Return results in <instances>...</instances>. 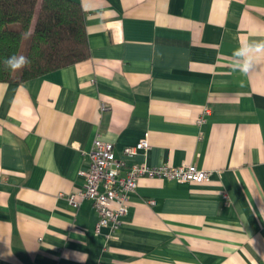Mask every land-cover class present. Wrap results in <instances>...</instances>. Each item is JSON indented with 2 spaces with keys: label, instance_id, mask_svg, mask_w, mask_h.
Returning a JSON list of instances; mask_svg holds the SVG:
<instances>
[{
  "label": "crops",
  "instance_id": "1",
  "mask_svg": "<svg viewBox=\"0 0 264 264\" xmlns=\"http://www.w3.org/2000/svg\"><path fill=\"white\" fill-rule=\"evenodd\" d=\"M77 1L89 57L0 81V264H264V59L229 66L264 39V0ZM98 136L210 179L142 177L98 232L92 200L69 201Z\"/></svg>",
  "mask_w": 264,
  "mask_h": 264
},
{
  "label": "trees",
  "instance_id": "2",
  "mask_svg": "<svg viewBox=\"0 0 264 264\" xmlns=\"http://www.w3.org/2000/svg\"><path fill=\"white\" fill-rule=\"evenodd\" d=\"M24 55L18 71L2 61ZM90 55L85 10L77 0H0V81L23 82Z\"/></svg>",
  "mask_w": 264,
  "mask_h": 264
},
{
  "label": "built area",
  "instance_id": "3",
  "mask_svg": "<svg viewBox=\"0 0 264 264\" xmlns=\"http://www.w3.org/2000/svg\"><path fill=\"white\" fill-rule=\"evenodd\" d=\"M149 147L147 135L136 145L125 147L122 154L134 156ZM80 174L85 178V184L78 191L70 193L69 201L77 207L84 199L92 200L99 214L96 225L99 232L103 227L115 230L122 224V217L129 208V195L137 189L142 177L203 183L210 179L211 171L193 163L156 166L146 162L128 164L117 155L114 143L98 136L89 152L88 166Z\"/></svg>",
  "mask_w": 264,
  "mask_h": 264
},
{
  "label": "clouds",
  "instance_id": "4",
  "mask_svg": "<svg viewBox=\"0 0 264 264\" xmlns=\"http://www.w3.org/2000/svg\"><path fill=\"white\" fill-rule=\"evenodd\" d=\"M261 59H264V39L244 40L232 52L229 66L232 72L246 76L256 68ZM2 63L5 68L18 71L28 66L30 61L24 55H12Z\"/></svg>",
  "mask_w": 264,
  "mask_h": 264
}]
</instances>
